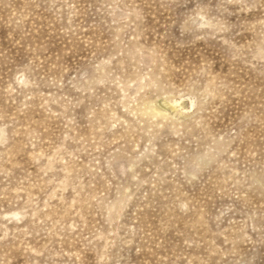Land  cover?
I'll return each instance as SVG.
<instances>
[{
    "label": "rangeland",
    "instance_id": "1",
    "mask_svg": "<svg viewBox=\"0 0 264 264\" xmlns=\"http://www.w3.org/2000/svg\"><path fill=\"white\" fill-rule=\"evenodd\" d=\"M0 264H264V0H0Z\"/></svg>",
    "mask_w": 264,
    "mask_h": 264
}]
</instances>
